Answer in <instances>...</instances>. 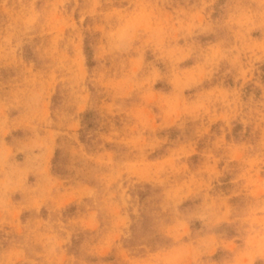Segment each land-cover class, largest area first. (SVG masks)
Wrapping results in <instances>:
<instances>
[{
	"label": "rangeland",
	"instance_id": "rangeland-1",
	"mask_svg": "<svg viewBox=\"0 0 264 264\" xmlns=\"http://www.w3.org/2000/svg\"><path fill=\"white\" fill-rule=\"evenodd\" d=\"M187 261L264 264V0H0V264Z\"/></svg>",
	"mask_w": 264,
	"mask_h": 264
},
{
	"label": "trees",
	"instance_id": "trees-1",
	"mask_svg": "<svg viewBox=\"0 0 264 264\" xmlns=\"http://www.w3.org/2000/svg\"><path fill=\"white\" fill-rule=\"evenodd\" d=\"M86 55L88 58V63H91V58H92V50L89 49V46L86 45ZM98 123H100V117L99 114L97 112V110L95 109H88L86 111H84L82 113V128L80 129V138L82 141L84 142H90V140L93 138L94 135V131L97 128V126L99 125ZM58 154H56L55 159H54V169L56 171L59 170V164H58ZM138 194L143 197L144 194L141 190V186H138ZM144 188H146V190L148 191L149 189H152L151 185L149 184H145ZM147 221H149V217H147L146 215L143 216V219L141 221L138 222V224H133L132 225V237L129 240V242H131L130 244L132 245L135 238L139 237L138 235H141L142 233H144L147 228H146V223ZM141 232V233H139ZM77 239V237H76ZM74 239V242H77L78 240ZM160 245H165V244H169L171 241L170 239L164 238L162 237V239H158ZM75 248V245H74Z\"/></svg>",
	"mask_w": 264,
	"mask_h": 264
},
{
	"label": "crops",
	"instance_id": "crops-1",
	"mask_svg": "<svg viewBox=\"0 0 264 264\" xmlns=\"http://www.w3.org/2000/svg\"><path fill=\"white\" fill-rule=\"evenodd\" d=\"M189 261H187L185 264H187Z\"/></svg>",
	"mask_w": 264,
	"mask_h": 264
}]
</instances>
